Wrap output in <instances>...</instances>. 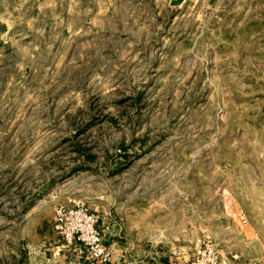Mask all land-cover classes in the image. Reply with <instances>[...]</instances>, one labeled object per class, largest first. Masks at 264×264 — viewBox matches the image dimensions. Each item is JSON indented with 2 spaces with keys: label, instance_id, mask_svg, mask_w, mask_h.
<instances>
[{
  "label": "rangeland",
  "instance_id": "obj_1",
  "mask_svg": "<svg viewBox=\"0 0 264 264\" xmlns=\"http://www.w3.org/2000/svg\"><path fill=\"white\" fill-rule=\"evenodd\" d=\"M172 1L0 0V264H29L74 201L136 264L159 247L187 264L204 237L250 251L264 0Z\"/></svg>",
  "mask_w": 264,
  "mask_h": 264
},
{
  "label": "built area",
  "instance_id": "obj_2",
  "mask_svg": "<svg viewBox=\"0 0 264 264\" xmlns=\"http://www.w3.org/2000/svg\"><path fill=\"white\" fill-rule=\"evenodd\" d=\"M243 222L247 218L242 215ZM100 216L84 202L59 204L55 208L54 229L70 252L69 264H108L112 249L104 243L98 226ZM187 264H225L220 250L210 237L200 238L196 251ZM242 264H264V259H252Z\"/></svg>",
  "mask_w": 264,
  "mask_h": 264
},
{
  "label": "crops",
  "instance_id": "obj_3",
  "mask_svg": "<svg viewBox=\"0 0 264 264\" xmlns=\"http://www.w3.org/2000/svg\"><path fill=\"white\" fill-rule=\"evenodd\" d=\"M261 226L259 227V225ZM264 220L253 221L237 234L238 244L250 246L249 252H239L225 257L221 254L225 264H242L252 259H264ZM54 227V226H53ZM101 228V222L99 224ZM102 232L103 240L112 249V258L108 264H136L137 259L127 248H123L117 237ZM30 261L29 264H69L71 262L70 252L64 247L60 237L47 236L30 239ZM169 257V258H168ZM135 259V262H134ZM145 264H184L180 256L167 255L160 247L157 252L145 254Z\"/></svg>",
  "mask_w": 264,
  "mask_h": 264
},
{
  "label": "water",
  "instance_id": "obj_4",
  "mask_svg": "<svg viewBox=\"0 0 264 264\" xmlns=\"http://www.w3.org/2000/svg\"><path fill=\"white\" fill-rule=\"evenodd\" d=\"M183 0H173L172 1V4H179V3H181Z\"/></svg>",
  "mask_w": 264,
  "mask_h": 264
}]
</instances>
